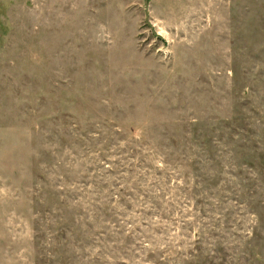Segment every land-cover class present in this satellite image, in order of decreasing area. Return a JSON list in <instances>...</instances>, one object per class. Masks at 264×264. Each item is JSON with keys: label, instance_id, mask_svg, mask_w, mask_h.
<instances>
[{"label": "rangeland", "instance_id": "rangeland-1", "mask_svg": "<svg viewBox=\"0 0 264 264\" xmlns=\"http://www.w3.org/2000/svg\"><path fill=\"white\" fill-rule=\"evenodd\" d=\"M0 264H264V0H0Z\"/></svg>", "mask_w": 264, "mask_h": 264}]
</instances>
